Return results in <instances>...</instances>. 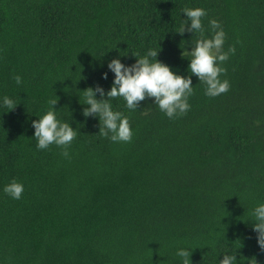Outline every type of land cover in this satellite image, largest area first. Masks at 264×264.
Here are the masks:
<instances>
[{"label": "trees", "instance_id": "obj_1", "mask_svg": "<svg viewBox=\"0 0 264 264\" xmlns=\"http://www.w3.org/2000/svg\"><path fill=\"white\" fill-rule=\"evenodd\" d=\"M184 7L204 8V35L215 19L223 50L234 49L221 62L230 87L217 96L181 55L202 38L176 32ZM149 48L191 75L190 108L169 118L152 98L137 109L108 98L132 129L114 142L83 116V90L106 92L107 62L130 65ZM4 95L18 104L0 107V264H181L177 248L191 264H219L225 250L264 264L250 225L264 202V0H0ZM53 98L77 134L37 149L31 121ZM13 179L20 199L3 192Z\"/></svg>", "mask_w": 264, "mask_h": 264}, {"label": "clouds", "instance_id": "obj_2", "mask_svg": "<svg viewBox=\"0 0 264 264\" xmlns=\"http://www.w3.org/2000/svg\"><path fill=\"white\" fill-rule=\"evenodd\" d=\"M182 13L185 18L181 20L177 33L185 30L191 33H200L198 38L191 45V50L181 51L182 56L189 57L187 71L203 82L206 87L204 94L209 97L217 96L226 92L229 87L227 79H221L220 74L225 71L221 62L228 59L229 53L223 50L225 42V31L219 21L209 19L208 31L210 36L204 35L202 17L206 10L201 7H184ZM160 50V48H159ZM159 50L149 48L145 54L136 57L134 63L126 65L119 57H114L107 62V69L113 75L112 83L105 92L104 88L97 84L95 87H87L83 90L84 102L82 109L84 117L90 115L98 118L99 131L101 136H108L114 142L129 141L132 138V129L128 116L122 111L115 110L108 98L122 97L128 109H137L140 101L152 98L160 111L167 117L175 118L185 113L190 105L188 97L193 92L191 75L182 76L173 71L171 66L157 59ZM102 78L107 79L108 72L101 73ZM17 84L20 83V76L14 77ZM99 93L98 99L96 94ZM49 109L38 119L31 121L34 128L37 149H45L50 144L66 146L76 136V130L69 122L62 121L53 107L57 99H50ZM18 103L11 97L4 95L0 97V107L12 110ZM6 111V112H7ZM64 155H67L65 150ZM24 191V184L13 179L3 186V192L13 199H20ZM251 228L256 233V242L261 249H264V202L257 203L251 210ZM175 255L183 258L181 264H191L190 253L187 249L177 248ZM219 264H238L235 252L225 250Z\"/></svg>", "mask_w": 264, "mask_h": 264}]
</instances>
